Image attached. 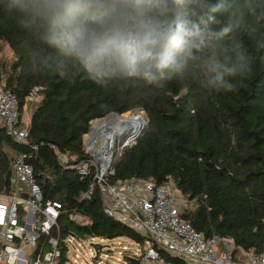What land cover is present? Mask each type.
Segmentation results:
<instances>
[{
    "label": "trees",
    "instance_id": "16d2710c",
    "mask_svg": "<svg viewBox=\"0 0 264 264\" xmlns=\"http://www.w3.org/2000/svg\"><path fill=\"white\" fill-rule=\"evenodd\" d=\"M0 42L13 53L7 67L0 58V83L15 93L21 115L25 105L31 109L28 142L38 146L28 161L44 199L63 204V233L144 241L134 228L104 213L97 186L82 197L93 168L80 179L72 166L88 158L83 136L91 120L122 113L120 117L140 114L145 119L143 111L145 129L114 156V173L107 180L152 177L160 184L171 179L192 204L182 207L181 216L205 239L228 238L235 247L264 254V52L238 93L209 94L179 80L129 93L100 88L85 76L65 81L34 72L26 55L31 38L3 12ZM38 85L43 87L40 100L28 102V93ZM26 149L0 123V193L12 191L10 160ZM71 211L86 222L68 220ZM158 260L189 264L165 249L158 251Z\"/></svg>",
    "mask_w": 264,
    "mask_h": 264
},
{
    "label": "clouds",
    "instance_id": "9594fccd",
    "mask_svg": "<svg viewBox=\"0 0 264 264\" xmlns=\"http://www.w3.org/2000/svg\"><path fill=\"white\" fill-rule=\"evenodd\" d=\"M0 12L31 38L34 72L117 92L179 80L238 93L264 52V0H0Z\"/></svg>",
    "mask_w": 264,
    "mask_h": 264
},
{
    "label": "built area",
    "instance_id": "2783aa9c",
    "mask_svg": "<svg viewBox=\"0 0 264 264\" xmlns=\"http://www.w3.org/2000/svg\"><path fill=\"white\" fill-rule=\"evenodd\" d=\"M42 90V86H34L26 97L27 101H39ZM102 119L91 120L88 134L83 137L88 158L72 166L80 179L88 177L93 168L92 181L83 198L89 197L97 186L104 213L145 237L142 243L132 240L135 242V255L122 254L128 249L123 246L118 251L121 256H117V260L122 257L128 262L127 258L132 257L140 264H151L158 261V251L165 249L189 264H264V254L252 248L238 247L236 254L235 246L228 238L214 236L205 239L181 216L182 206L176 202V189L171 179L160 184H156L152 177L117 178L109 182L108 177L114 173L112 159L115 155L120 156L123 149L135 140L134 135L129 134L119 144L115 137L108 142L107 129L93 128L94 123ZM0 123L13 141L27 145L25 151L10 160L12 191L0 193V264H99L98 256L87 261L80 254L79 247L83 246L85 239H90L93 241L90 245L98 254L104 249L111 252L110 245L102 244L110 238L62 232L59 219L63 204L43 197L33 175L32 164L28 161L38 145L28 142V128L18 109L17 97L3 83H0ZM67 218L78 224L86 222L85 217L75 211L69 212ZM95 245H100V248ZM129 250L132 253L133 249Z\"/></svg>",
    "mask_w": 264,
    "mask_h": 264
},
{
    "label": "rangeland",
    "instance_id": "374dc122",
    "mask_svg": "<svg viewBox=\"0 0 264 264\" xmlns=\"http://www.w3.org/2000/svg\"><path fill=\"white\" fill-rule=\"evenodd\" d=\"M0 58L3 61V64H5V67H7L9 65V63L11 62V60L13 59V53H12V51L9 49V47L5 43H2V42H0ZM135 110H139V109H135ZM130 111H133V110H130ZM141 112H142V114L145 117V119L143 118L144 121L145 120L147 121V117H146L145 113L143 111H141ZM123 114L124 113H122L120 115L111 114V115H108L106 117V119H110V117H112V118H115L116 117L117 118V116H123ZM137 119H139V118H137ZM143 119L142 120L139 119L142 122V125H143ZM23 122L26 123L25 120H23ZM138 126H140V125H138ZM130 131L133 132L134 129H132ZM87 134H88V132L85 135H87ZM129 134H130L129 130L128 129H125L124 131L121 132V135L120 136H117V137H116V135L114 136L115 137V142L119 144ZM83 141H84V139H83ZM13 157H14V155H13ZM175 191H174V194H176V196L178 198V199H176V202L177 203H180V204L181 203H185L184 206H186V207L192 206L191 202L189 203V202L183 200V198H185V197L181 196L180 193L177 192V189ZM182 207H183V205H182ZM118 241L120 243L119 245L117 244ZM91 242H93V241L90 240V239H85L84 242H83V246L79 247L80 254L84 258H86L87 261H92L93 257H97L98 256V258L100 259L99 264H128L129 261L127 262L126 259H124L122 257H120L119 260L116 259L117 256H121V255L118 254V251L121 250V248L123 246L128 247V249L127 250H124V252H122V254L126 253L127 256H131L130 254L135 255L134 254V252H135V250H134L135 249V242H133L131 239H128V238H125V237L118 238V239L111 238L109 240H106V241L102 242V244L110 245V248L109 249L111 250V252H108L107 249H104L99 254L90 245ZM96 242H98V241L96 240ZM129 249H133L132 250V253H130V250ZM88 251L90 252V255H91L92 258H90L88 256V254H89ZM134 259H136V258H134ZM151 263L163 264L160 260L155 261V262H151ZM93 264H95V263H93Z\"/></svg>",
    "mask_w": 264,
    "mask_h": 264
},
{
    "label": "bare ground",
    "instance_id": "6f19581e",
    "mask_svg": "<svg viewBox=\"0 0 264 264\" xmlns=\"http://www.w3.org/2000/svg\"><path fill=\"white\" fill-rule=\"evenodd\" d=\"M143 119V117L140 114H135V115H131L129 117H120L117 116V118H112L110 117V119H102L101 121H96L93 125L94 130L98 129V127L104 125L105 127H109L108 130V134H109V140L108 142H110L114 136H118V134H121L122 131H124L125 129H128L131 135L136 134L137 131H139L141 129L142 126H144L145 121L143 119V125L142 122L139 119ZM140 125V126H138ZM134 129V131H130Z\"/></svg>",
    "mask_w": 264,
    "mask_h": 264
},
{
    "label": "crops",
    "instance_id": "0c3cea01",
    "mask_svg": "<svg viewBox=\"0 0 264 264\" xmlns=\"http://www.w3.org/2000/svg\"><path fill=\"white\" fill-rule=\"evenodd\" d=\"M30 115H31V109H30V107L28 106V105H25L24 106V108H23V111H22V118H23V120H25L26 121V124H28V122H29V119H30ZM176 192V191H175ZM177 192H179L178 190H177ZM180 193V192H179ZM181 195V194H180ZM182 196V195H181ZM175 197L177 198V196H176V194H175ZM178 199V198H177ZM183 200H185L186 201V199L185 198H183ZM180 206H182L183 205V207H184V205H185V203H178ZM233 249L234 250H236V254L238 253V247H233ZM240 249V248H239ZM233 250V251H234Z\"/></svg>",
    "mask_w": 264,
    "mask_h": 264
},
{
    "label": "water",
    "instance_id": "95a60500",
    "mask_svg": "<svg viewBox=\"0 0 264 264\" xmlns=\"http://www.w3.org/2000/svg\"><path fill=\"white\" fill-rule=\"evenodd\" d=\"M105 118V117H104ZM101 119V118H100ZM147 124V121L145 122L144 126L141 127V129L139 131L136 132V134H134V140L136 141V139L142 134L143 130L145 129ZM109 129V127H105L104 125L100 126V129ZM121 134H118V136H120ZM95 247L100 248V245H95ZM98 250V249H97ZM131 264H140L139 261L137 259L134 258H129L127 259ZM151 264H156V263H151Z\"/></svg>",
    "mask_w": 264,
    "mask_h": 264
}]
</instances>
